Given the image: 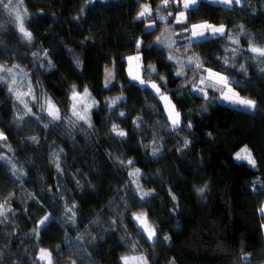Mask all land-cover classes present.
Here are the masks:
<instances>
[{
  "label": "trees",
  "instance_id": "1",
  "mask_svg": "<svg viewBox=\"0 0 264 264\" xmlns=\"http://www.w3.org/2000/svg\"><path fill=\"white\" fill-rule=\"evenodd\" d=\"M82 4L83 0H26L25 6L35 14L30 28L35 37L32 48L18 41L17 34L7 25V15L0 17V23H4L6 29L0 33L3 40L0 62L23 67L30 81L42 84L43 91L62 106V111L70 104L67 97L72 83L81 90L87 84L92 95L101 102L100 107L93 110L94 128L73 130V140L66 122L54 129H44L42 123L20 121L21 129L18 130L11 123L17 115L12 107L14 98L4 85H0V129L9 135L8 144L13 148L8 155L28 173L27 182L21 186L16 184L8 166L0 162V190L5 194L16 192L12 204L16 214H9V221L0 224V264H12L13 260L17 264H31L40 247L56 252L57 245H61L63 251L54 264H71L73 259L77 264H118L119 256L128 251V246L119 239L125 235L129 244L140 242L139 251L149 247L137 235L129 216L117 225L112 224L114 219H120L117 213L123 211L118 204L122 205L125 198L131 199L135 185L122 187L127 171L121 169L109 153L123 159L134 158L135 166L146 174V179L140 183L155 190L143 208L159 226L160 235L167 232L172 241L169 246L158 242L155 257L150 249L152 264H165L170 256H175L177 264H232L241 249L252 254L251 264H264V228L261 227L264 221L257 212L260 203L264 202V195L253 194L250 183L257 176H264V78L254 66L257 62L238 61L248 67L247 78H242L234 68L226 69L225 74L237 80L245 79L246 87L239 86L245 88L241 95L256 99L259 111L253 114L214 100L208 105V111L202 113L201 105L206 102L181 87L180 78L175 77L172 65L165 58L166 51L159 46L146 47L147 62L154 63L167 77L164 87L169 94L180 89L183 95L177 93L172 97L173 101L185 119L194 124L190 136L185 131L177 137L163 128V120L159 126H153L154 117L147 105L154 101L146 97V91L139 85L128 81L126 71L117 76L110 89L103 87L105 67H110L112 61H117V67L123 63L126 70V62L120 58L133 54L135 38L146 42L154 39L150 33L155 30L144 28L134 19L139 10L137 0L97 2L88 6L79 21L74 20ZM222 9V5L204 2L194 10V16L196 20L223 22L230 28L242 23L258 43L264 44V3L261 0H250L247 7L235 11ZM148 22L150 20L145 18L144 23ZM86 37L89 39L85 40ZM194 43L200 46L188 51L206 58L208 66L220 70L221 62L216 57L227 55L223 44L218 40ZM69 48L71 53L67 51ZM40 49L48 50L55 68L45 72L35 67L38 62L33 61L31 53ZM74 57L82 61L80 69L75 67ZM35 91L40 94L41 89L38 87ZM120 92L124 93L125 100L118 102L122 106L115 110L116 115H109L103 101ZM121 110L127 113L126 118L118 116ZM68 115H71L70 111ZM137 116L144 120L142 129L132 124ZM112 121L127 130L123 142L108 135ZM208 132L212 133L211 138L206 135ZM30 135H37L40 144L28 141ZM183 136H189L190 147L178 154L177 147L182 144ZM154 137L157 144L165 145L156 158L146 155L151 147L147 150L141 147L143 143L151 145ZM244 145L251 149L260 165L258 169L242 166L232 159ZM60 148L64 149L60 155L62 174L49 164V154ZM77 180L82 184L81 189L76 187ZM205 181L210 182L209 190L205 200L198 201L192 185H202ZM50 186L53 191H48ZM117 189H120L119 200L114 198ZM169 191L178 197L176 202L171 200ZM29 193L36 199H30ZM137 201L138 195L132 205ZM73 202L78 205L77 228L65 223L64 205L71 206ZM177 203L179 207L172 211ZM48 213H52L54 219L46 225L42 239H37L31 232L34 222ZM93 220L97 223H91ZM112 228L115 231L109 230ZM80 233H87L86 241L93 236L96 241L81 246L75 239ZM66 237L70 238L67 242ZM82 247L91 255L83 252Z\"/></svg>",
  "mask_w": 264,
  "mask_h": 264
},
{
  "label": "snow or ice",
  "instance_id": "2",
  "mask_svg": "<svg viewBox=\"0 0 264 264\" xmlns=\"http://www.w3.org/2000/svg\"><path fill=\"white\" fill-rule=\"evenodd\" d=\"M97 2L108 3L109 0H83L79 14L73 17V19L79 21L88 6L95 5ZM204 2L222 5V10L235 11L236 9L247 7L250 0H158V2L157 0H143V2L137 0L139 10L136 12L134 19L141 22L144 28L154 29L155 31L150 33V35L154 36V39L150 42H146L142 38L134 39L133 54L120 58L122 62H126V70L123 67V63L120 64V67H117V61L115 60L112 61L110 67L106 66L104 70L105 79L103 87L105 89H110L114 86L117 76L122 71H126L128 81L139 85L141 90L146 91V97L154 101L153 104L147 105L154 117L155 123L153 126H159L161 120H163V128L169 134L177 137H180V134L185 131L190 136V130L194 127V124L191 120L185 119L184 113L173 101L172 97L177 93L183 95L180 89H177V93L169 94L168 89L164 87L168 82L167 77L160 73L155 64L147 62L144 52L146 47L159 46L166 51L165 58L172 65L175 77L180 78L181 87L191 93L197 94L201 100L206 102L201 105L202 113L208 111V105L214 100L223 101L234 108H240L253 114L260 110L256 99L241 95V92L245 88L239 86L245 85V79L237 80L233 76L226 75L225 71L228 68H234L240 72L242 78H247L248 67L245 63H238V61L241 59L256 61L257 63L254 66L258 67L259 74L264 78V44L258 43L243 24L234 25V27L230 28L223 22L217 24L209 20H196L194 10ZM261 2L264 3V0H261ZM25 5L26 0H0V17L7 15L9 18L7 25H10L11 31L17 34L18 41L21 44L26 43L29 48H32L35 46V37L30 28L32 17L35 14L30 13ZM161 12L166 13V15H159ZM145 18H148L150 23H144ZM161 23L164 25L163 31H161ZM176 26H179V31H176ZM5 30V24L0 23V33ZM87 39L89 38L86 37L85 40ZM198 40H205L206 42L218 40L223 44V51L227 55L216 57L221 62L220 70H215L213 67L208 66L206 58H202L194 52L188 53L189 49L200 46L194 43ZM2 43L3 40L0 39V44ZM67 51L71 53L72 49L69 48ZM177 53L183 55L178 56ZM31 56L34 62H38L35 63V67L42 68L45 72L55 67V64L49 58L47 49L32 52ZM74 64L76 68L82 67V61L79 57H74ZM26 78H28V72L19 64H11L9 66L6 62H0V85H4L7 92L14 98L12 107L17 112H23L22 115H16L11 121L18 130L21 129L20 121L31 124L34 122L41 123L44 119H48L49 124L43 126V128L54 129L62 126L67 120L75 118V123L69 129V136L71 138L73 137L71 135L72 131L77 128L83 130L85 123L90 122L93 110L100 107L101 102L92 95L89 87L85 86L81 90L74 84L70 86L67 97L70 104L64 107L63 111L62 106H58L51 97H47L44 101V113L41 115L38 108L40 94H37L35 91L40 84L38 81L24 84L23 81ZM149 89L151 91H147ZM124 100V96L105 97L103 105L109 110V115H116L115 110L122 106L118 102ZM21 105L23 106L22 110L19 107ZM69 111L71 115H68ZM118 116L126 118L127 113H118ZM132 122L133 126L137 129H142L144 126V120L140 116H137ZM108 135L113 139L120 138L121 142H123L124 133L115 127L109 130ZM211 135L212 133H208V136ZM189 136L181 137L180 142L183 144L185 138H187L190 144ZM9 139L10 137L6 131L0 129V162L8 166L7 170L10 171L16 184L22 186V183L27 182L28 173L25 171L23 165L18 166L14 162V158L8 155V153L13 152V148L8 144ZM27 140L34 145L40 144V138L37 137H27ZM52 147H54V142ZM141 147L145 150L151 147L150 153L146 152V155L156 158L164 151L165 145L157 144V139L154 137L151 145L143 143ZM62 151V149L52 151L49 154V164L53 166L54 160L60 161V153ZM109 156L121 169L127 171V178L122 187L126 186L130 188L132 185H135V194L131 199L125 198L122 205L118 204V208L123 207V211L117 213L120 219H114L112 224L117 225L124 220L126 215L129 216L137 229V235H140L147 244L155 247L158 242H161L160 229L151 220L148 211L143 208L144 204L148 203L154 195V190L151 189L147 190L146 194H142V190L145 187L140 181L146 179V174L140 167L135 166L136 160L134 158L123 159L119 156L113 157L111 153H109ZM232 159L238 164L242 166L246 165L253 170L260 167L247 145L236 151ZM55 166L57 169H62L61 163H56ZM41 179L43 178L41 177ZM76 183L79 184V181H76ZM250 183L253 194L264 195V176H257ZM48 191H53L52 186L49 187ZM119 193L120 189H117V193L114 194V198L117 200L120 199ZM137 195L138 201L133 206L132 201H136ZM169 196L173 202L178 200V197L172 191H169ZM0 198H2L0 199V218H2L0 219V224H4L6 221H9V214L12 216L16 214L15 209L12 207V204L16 200V192L9 191L5 194L0 190ZM29 198L32 200L36 199L31 193H29ZM178 207V203L175 204L172 211H175ZM77 208L78 205L76 203L64 207V213L67 216L65 223H70L73 228H77ZM257 212L260 219L264 221V202L260 203ZM53 219L52 213L45 214L38 222H34L32 234L37 239H42V233L45 231L46 225ZM91 223H97V221L93 220ZM261 227L264 228V224ZM109 230L115 231V228ZM85 235L87 233H80L75 237L81 246L85 243H94L96 241L95 236L91 237V240L86 241L84 239ZM119 239L128 246V251L119 256L118 264H148L150 258L140 253L139 241H133L129 244L126 235L120 236ZM68 240L70 238L66 237V242ZM61 251H63L61 245L56 246V252L40 247L39 254L34 256L31 264H38V262L54 264ZM82 251L89 256L91 255V253H88L87 248L82 247ZM252 258V254L244 251L243 255L237 257L238 264H251ZM0 259H2V256H0ZM71 264H77V261L73 259Z\"/></svg>",
  "mask_w": 264,
  "mask_h": 264
},
{
  "label": "clouds",
  "instance_id": "3",
  "mask_svg": "<svg viewBox=\"0 0 264 264\" xmlns=\"http://www.w3.org/2000/svg\"><path fill=\"white\" fill-rule=\"evenodd\" d=\"M159 15H162V14H159ZM237 25H242V23L237 24ZM13 64H16V63H13ZM152 64H154V63H152ZM22 68H23V67H22ZM54 68H55V67H54ZM80 68H81V67H78L77 69H80ZM162 75H163V74H162ZM26 80H27V78H26ZM74 84H75V83H72L70 86H72V85H74ZM75 85H76V84H75ZM85 86L88 87L87 84L84 85V87H85ZM39 88L41 89V92H40V103L38 104V108H39V114L42 115V114L44 113V101H45V99H46L47 97H49V95H48L46 92L43 91V85H42V84L39 85ZM119 96H124V93H123V92H120V93H118L117 95H115L114 97H119ZM21 102L23 103V101H21ZM123 112H125V111H122V110H121V111H119L118 113H123ZM41 123L43 124V126H46V125L49 124V120H48V119H44L43 121H41ZM74 123H75V118H73L72 120H67V121H66V124H67V126H68L69 129L72 128V126H73ZM132 123H133V122H132ZM93 127H94V122H93V119H92V117H91V118H90V122H89V123H85V125H84V129H83V130H81V129H79V128H77L76 130H77V131H88V130H92ZM114 127L117 128V129H119L122 133H124V137H123V138H126V137H127V135H128L127 130L124 129L123 127H121V125H120L119 123H117V122H115V121H112V122L110 123L109 130H111V129L114 128ZM208 133H211V132H208ZM208 133H206L207 136H208ZM28 137H37V138H39L37 135H30V136H28ZM208 137L211 138L212 135H211V136H208ZM71 139L74 140L75 137L73 136V137H71ZM189 147H190V144H189V142H188V139L185 138L184 143L181 144L179 147H177V153L179 154V153L183 152L184 149H188ZM60 149L63 150V151L61 152V153H63V152H64V149H63V148H60ZM61 153H60V155H61ZM113 157H116V156H113ZM56 163H61V161L54 160V162H53V167L55 168V171H56L57 173L62 174L63 169H57V167L55 166ZM77 181H79V180H77ZM76 187H77V189H81V188H82V184H81L80 181H79V184L76 183ZM89 187H93V186H92L91 184H89ZM209 187H210V182H208V181H205L202 185H197V184H193V185H192L193 193H194V195H195V197L197 198L198 201H203V200H205V198H206L205 194H206V192L209 190ZM149 189H151V188H145V189H143V190H142V194H146L147 190H149ZM151 190H154V189H151ZM154 191H155V190H154ZM61 198L63 199V197H61ZM73 203H76V202H73ZM76 204H77V203H76ZM64 207H67V204H65ZM31 231H33V229H32ZM78 235H79V234H78ZM159 235H160V234H159ZM160 239H161V242L163 243L164 246H169V245L171 244V241H172V237H171V235H170L169 233H167V232H165L164 234L160 235ZM148 246H149V247H147V248H141V249H140V253H141L142 255H144L145 257H149V252H150V249H151V250H152V251H151V255H152L153 257H155V256L157 255V253L155 252V247L152 246L151 244H148ZM243 254H244V252H243V250L241 249L239 255H237V256L235 257V259L232 261V264H238L237 257H238V256H241V255H243ZM249 254H251V253H249ZM12 264H17V261H16V260H13V261H12ZM148 264H152V261L149 260V261H148ZM165 264H177V260H176L175 256H170V257L165 261Z\"/></svg>",
  "mask_w": 264,
  "mask_h": 264
},
{
  "label": "rangeland",
  "instance_id": "4",
  "mask_svg": "<svg viewBox=\"0 0 264 264\" xmlns=\"http://www.w3.org/2000/svg\"><path fill=\"white\" fill-rule=\"evenodd\" d=\"M148 23H150V22H148ZM161 27H162V30H163V28H164V25H163V23H161ZM147 29H151V28H147ZM176 31H179V30H176ZM173 38H176V37H173ZM190 50V49H189ZM189 52V51H188ZM193 51H191V52H189V53H192ZM197 54V53H196ZM177 55L178 56H180V55H183V54H181V53H177ZM198 55V54H197ZM8 64V63H7ZM8 65H10V64H8ZM18 79H19V77H18ZM104 79H105V72H104ZM29 82H31L30 81V79L29 78H27V80H25V81H23V83L24 84H27V83H29ZM20 107V109L22 110V105L21 106H19ZM15 112H17L16 110H15ZM23 114V112L22 111H20V112H17V115H22ZM237 151H239V150H237ZM38 264H43V262H38Z\"/></svg>",
  "mask_w": 264,
  "mask_h": 264
},
{
  "label": "crops",
  "instance_id": "5",
  "mask_svg": "<svg viewBox=\"0 0 264 264\" xmlns=\"http://www.w3.org/2000/svg\"><path fill=\"white\" fill-rule=\"evenodd\" d=\"M216 5V4H215ZM219 5V4H218Z\"/></svg>",
  "mask_w": 264,
  "mask_h": 264
}]
</instances>
